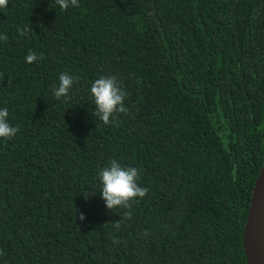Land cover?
<instances>
[{"label": "trees", "instance_id": "trees-1", "mask_svg": "<svg viewBox=\"0 0 264 264\" xmlns=\"http://www.w3.org/2000/svg\"><path fill=\"white\" fill-rule=\"evenodd\" d=\"M3 34L0 109L19 131L0 138V264H248L264 0H8ZM62 72L78 80L58 100ZM101 76L127 93L108 125L93 115ZM112 159L148 188L130 209L101 198Z\"/></svg>", "mask_w": 264, "mask_h": 264}, {"label": "clouds", "instance_id": "clouds-1", "mask_svg": "<svg viewBox=\"0 0 264 264\" xmlns=\"http://www.w3.org/2000/svg\"><path fill=\"white\" fill-rule=\"evenodd\" d=\"M56 3L63 10H67L70 6L78 7L79 0H56ZM8 0H0V7H7ZM20 35H25L27 28L19 30ZM6 34L0 35V40L6 41ZM42 57H38L34 51H29L25 60L31 64ZM78 77H74L66 72L59 75V84L53 88V94L56 99L67 97L69 89L72 88L74 81ZM91 96L94 100L95 111L93 115L98 117L105 125L110 124L111 117L116 113L127 115L128 108L125 106V98L127 93L122 90V86L116 76H101L96 79L90 88ZM8 109H0V138L11 139L16 136L19 131L18 127L13 126L8 121ZM139 169L132 166H123L117 160L109 161L108 166L103 167L98 178L101 182L100 194L105 202L107 209L113 210L117 207L125 209L131 208V202L137 198H144L148 193V188L138 184ZM95 195V192L92 193ZM80 220H84L83 214H80ZM124 218L131 219V213L125 212ZM116 229L120 228V220L113 223ZM114 243H119V240L114 238Z\"/></svg>", "mask_w": 264, "mask_h": 264}, {"label": "water", "instance_id": "water-1", "mask_svg": "<svg viewBox=\"0 0 264 264\" xmlns=\"http://www.w3.org/2000/svg\"><path fill=\"white\" fill-rule=\"evenodd\" d=\"M243 247L248 264H264V163L253 191Z\"/></svg>", "mask_w": 264, "mask_h": 264}]
</instances>
